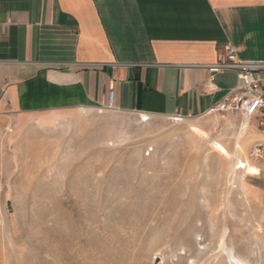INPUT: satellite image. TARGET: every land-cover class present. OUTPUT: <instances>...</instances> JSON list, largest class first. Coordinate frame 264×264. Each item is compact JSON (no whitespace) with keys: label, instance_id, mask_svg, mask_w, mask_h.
Instances as JSON below:
<instances>
[{"label":"rangeland","instance_id":"374dc122","mask_svg":"<svg viewBox=\"0 0 264 264\" xmlns=\"http://www.w3.org/2000/svg\"><path fill=\"white\" fill-rule=\"evenodd\" d=\"M262 138L238 113L2 115L0 264H264Z\"/></svg>","mask_w":264,"mask_h":264},{"label":"crops","instance_id":"0c3cea01","mask_svg":"<svg viewBox=\"0 0 264 264\" xmlns=\"http://www.w3.org/2000/svg\"><path fill=\"white\" fill-rule=\"evenodd\" d=\"M227 42L264 60V0H0V116L202 117L236 84L204 67Z\"/></svg>","mask_w":264,"mask_h":264},{"label":"built area","instance_id":"2783aa9c","mask_svg":"<svg viewBox=\"0 0 264 264\" xmlns=\"http://www.w3.org/2000/svg\"><path fill=\"white\" fill-rule=\"evenodd\" d=\"M204 67L210 80L227 70L236 73V84L209 109V113H238L251 119L263 138L249 147L247 157L255 162H264V60L238 59L232 45L227 42L218 48L215 61ZM112 98L113 91L110 90L109 106Z\"/></svg>","mask_w":264,"mask_h":264},{"label":"bare ground","instance_id":"6f19581e","mask_svg":"<svg viewBox=\"0 0 264 264\" xmlns=\"http://www.w3.org/2000/svg\"><path fill=\"white\" fill-rule=\"evenodd\" d=\"M141 117L144 118V119H148V117L143 115V114L141 115ZM236 264H239V263H236Z\"/></svg>","mask_w":264,"mask_h":264}]
</instances>
